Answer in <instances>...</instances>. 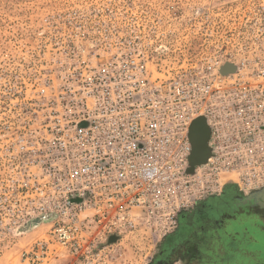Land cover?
Here are the masks:
<instances>
[{"label":"built area","instance_id":"obj_1","mask_svg":"<svg viewBox=\"0 0 264 264\" xmlns=\"http://www.w3.org/2000/svg\"><path fill=\"white\" fill-rule=\"evenodd\" d=\"M155 29L62 42L38 102L6 118L0 237L46 229L24 264L151 263L181 216L234 177L264 188V66L173 63ZM200 117L211 155L190 173Z\"/></svg>","mask_w":264,"mask_h":264},{"label":"rangeland","instance_id":"obj_2","mask_svg":"<svg viewBox=\"0 0 264 264\" xmlns=\"http://www.w3.org/2000/svg\"><path fill=\"white\" fill-rule=\"evenodd\" d=\"M137 24L156 26L153 35L169 48L166 57L173 63L209 58L264 66V0H0V134L6 133L8 116L21 119L18 104L38 102L37 90L52 76L62 42L102 39L108 26L127 32ZM227 188H235L238 197L262 191L244 189L236 177ZM249 205L226 211L220 226L193 225L196 238L209 230L220 237L209 257L215 260L207 264H264V207ZM45 230L1 236L0 264H24L23 250ZM147 257L135 262L150 264ZM164 264L188 263L176 252Z\"/></svg>","mask_w":264,"mask_h":264},{"label":"flooded vegetation","instance_id":"obj_3","mask_svg":"<svg viewBox=\"0 0 264 264\" xmlns=\"http://www.w3.org/2000/svg\"><path fill=\"white\" fill-rule=\"evenodd\" d=\"M237 195L235 188H227L220 197L210 198L201 203L193 212V217L181 216L177 230L165 240L159 250L160 253L166 249L162 260L171 262L174 254L181 252L188 264L213 262L215 258L211 260L209 257L213 256L212 254L217 250L216 245L220 242V237L213 233L215 230H209L206 235L202 234L196 238L192 236V230H194L192 227L195 225V227L200 226L201 229H205L206 224L201 225L200 223L209 224L210 221L216 223L214 225L210 223V227L220 226V222L223 223L224 216H226V211H233L239 206Z\"/></svg>","mask_w":264,"mask_h":264},{"label":"water","instance_id":"obj_4","mask_svg":"<svg viewBox=\"0 0 264 264\" xmlns=\"http://www.w3.org/2000/svg\"><path fill=\"white\" fill-rule=\"evenodd\" d=\"M234 66L227 65L223 69V73L233 72ZM210 137V129L205 118L200 117L195 120L190 129V138L193 144V152L190 157L191 168L189 170L192 173L196 166L203 165L207 162L211 155L210 148L208 146V140ZM239 206H246L248 204L259 205L264 207V188L261 192L255 193L249 197H238ZM165 255V250L160 252L158 257L150 264H164L162 257Z\"/></svg>","mask_w":264,"mask_h":264},{"label":"bare ground","instance_id":"obj_5","mask_svg":"<svg viewBox=\"0 0 264 264\" xmlns=\"http://www.w3.org/2000/svg\"><path fill=\"white\" fill-rule=\"evenodd\" d=\"M212 209H213V208H212ZM185 221H186V220H185ZM183 224L185 225V223H183ZM182 226H183V225H182ZM169 248H170V247H169ZM167 249H168V248H167ZM168 250H170V249H168ZM168 250H167V251H168ZM165 251H166V249H165Z\"/></svg>","mask_w":264,"mask_h":264},{"label":"crops","instance_id":"obj_6","mask_svg":"<svg viewBox=\"0 0 264 264\" xmlns=\"http://www.w3.org/2000/svg\"><path fill=\"white\" fill-rule=\"evenodd\" d=\"M222 261H224V262H225V261H229V260H223V259H222ZM224 264H225V263H224Z\"/></svg>","mask_w":264,"mask_h":264}]
</instances>
